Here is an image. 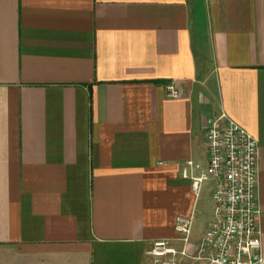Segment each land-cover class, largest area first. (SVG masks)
<instances>
[{
  "label": "crops",
  "instance_id": "crops-1",
  "mask_svg": "<svg viewBox=\"0 0 264 264\" xmlns=\"http://www.w3.org/2000/svg\"><path fill=\"white\" fill-rule=\"evenodd\" d=\"M222 113L257 141L264 256V0H0V264H204L215 182L185 163Z\"/></svg>",
  "mask_w": 264,
  "mask_h": 264
},
{
  "label": "built area",
  "instance_id": "built-area-1",
  "mask_svg": "<svg viewBox=\"0 0 264 264\" xmlns=\"http://www.w3.org/2000/svg\"><path fill=\"white\" fill-rule=\"evenodd\" d=\"M165 90L168 99L180 98L174 83H169ZM204 144L206 167L192 161L185 163L188 169L199 171L198 176L189 177L194 193H198L201 183L215 182L210 194L213 220L199 246V259L204 264H264L259 224L257 141L222 113L206 121ZM190 226L189 218L176 219L175 230L185 237ZM151 254L162 258L174 256L175 252L167 249L164 243H157ZM162 264H174V260Z\"/></svg>",
  "mask_w": 264,
  "mask_h": 264
}]
</instances>
